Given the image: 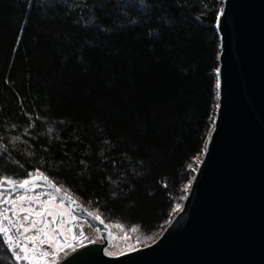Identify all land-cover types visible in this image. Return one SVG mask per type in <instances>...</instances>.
<instances>
[{"label":"trees","instance_id":"obj_1","mask_svg":"<svg viewBox=\"0 0 264 264\" xmlns=\"http://www.w3.org/2000/svg\"><path fill=\"white\" fill-rule=\"evenodd\" d=\"M125 4L0 0V178L39 169L107 225L156 240L215 121L224 0Z\"/></svg>","mask_w":264,"mask_h":264},{"label":"water","instance_id":"obj_2","mask_svg":"<svg viewBox=\"0 0 264 264\" xmlns=\"http://www.w3.org/2000/svg\"><path fill=\"white\" fill-rule=\"evenodd\" d=\"M224 8L227 15L217 28L222 107L183 212L153 244L111 257L106 251L115 245L112 229L34 176L101 241L59 264H264V0H224ZM10 188L5 184L4 192ZM17 194L25 193L17 187L6 200ZM55 227L62 240L58 222Z\"/></svg>","mask_w":264,"mask_h":264},{"label":"snow or ice","instance_id":"obj_3","mask_svg":"<svg viewBox=\"0 0 264 264\" xmlns=\"http://www.w3.org/2000/svg\"><path fill=\"white\" fill-rule=\"evenodd\" d=\"M138 2L142 3L143 0H126V4L123 6H125L129 11H136ZM226 15L227 13L225 8L224 7L219 8L215 16V19L217 21L216 23L217 28L222 27V18L225 17ZM220 71H221L220 68L216 69L217 73H220ZM217 87H220L219 83L217 84ZM216 107L220 108L222 107V105L218 104L216 105ZM216 130H217L216 121H213L210 131L208 132L207 137L203 143L202 154L204 155L208 154L209 145L213 140V136ZM112 163L113 165H115L116 161H113ZM189 168H191V165H189ZM35 172L38 173L39 177H42L43 180L47 182V184L54 191L56 192L60 191V189L56 187L55 183L51 179H49V177L45 176L42 172H40L39 169H35ZM25 176L28 178L22 179L18 183L7 176L0 178V234H2L4 237L3 243H6L8 248L14 253L16 261L18 262L29 261L31 262V264H50V262L48 261V257L50 255L54 256L60 250L62 245L56 243V240L52 236H50L47 231H45L42 228L40 229V231L43 234V236L47 238L49 247L52 248L53 245H55V247L52 248L51 252L49 251L36 252V247H35L36 237L33 236L29 238L25 234L34 229H37V225L43 222L42 219H31L32 217L42 218L45 213H47L48 215H53L55 209L45 207L42 211H36L33 207H31L32 201L34 199H38V197L28 195V193L30 191H33L34 187L39 184V178L32 177L31 173H25ZM195 180L196 177L192 176L184 185V190L186 193H190L193 190V182ZM5 184L11 186V188L8 191L9 197L11 196L12 190H15L17 187L24 190L25 194L19 195L15 199L5 200L3 199ZM113 195L115 196V193H113ZM188 198H189L188 195H181L179 197V200L187 201ZM5 204L9 205V207L7 208V212L10 213V215L5 214V210L2 207ZM183 210H184V206L181 203H175L171 209V212L181 213L183 212ZM21 214H24L22 218H21ZM13 217H16L17 219H13ZM94 218L100 220L101 223H104V221L99 216H95ZM24 220H29V224L27 226L24 224L23 222ZM165 223L170 226L174 224V221L171 218V213H169V217L168 219L165 220ZM116 227L122 228L123 225L117 224ZM13 229H15V231L17 232H20L21 235H24L25 241H30L32 243L31 250L29 248L28 242L22 241L19 245L16 244L15 240L13 239V236L11 235ZM132 230L134 231L135 229L133 228ZM111 235L112 232L109 231V236ZM123 238L125 240L129 238L127 232L124 233ZM73 239L75 240V237ZM145 239H153V237L147 236ZM136 243H140V240L137 239ZM125 246L129 249V251L135 250L134 246L131 244H126ZM109 255H112V253H109Z\"/></svg>","mask_w":264,"mask_h":264},{"label":"rangeland","instance_id":"obj_4","mask_svg":"<svg viewBox=\"0 0 264 264\" xmlns=\"http://www.w3.org/2000/svg\"><path fill=\"white\" fill-rule=\"evenodd\" d=\"M202 160H203V158L198 159L196 161L197 168L201 164L200 162H202ZM34 188H36V186ZM61 190L63 192H65L66 194H68V192L64 191L63 189H61ZM19 195H24V194L14 195V196H12L11 199H15ZM28 195H31V194H28ZM8 196H9L8 192H4L3 199L6 200L8 198ZM31 196L38 197V199H34L31 203V207H33L36 211H42L45 207L55 208V209L59 210L63 215L68 217V219L71 218L68 210L66 208L62 207L59 204V202L53 196H51L49 193H47V192H36V194H33ZM2 207L5 210V214L10 215V213L7 212V208L9 207V205L5 204ZM177 214L178 213H175V216ZM23 215L24 214H21V218L23 217ZM47 217H48L47 219L32 217L31 219H42L43 222L37 225V229H34V230L26 233L25 235L29 238L33 237V236L36 237V241H35L36 252H41V251L51 252L52 248L55 247V245H53L52 248L49 247V243L47 241V238L45 236H43V234L40 231V229H42V228L45 231H47L48 234L56 240V243L62 245L60 250L54 256L50 255L48 257V261L50 262V264H59L64 258L71 255L73 252H75V251H77V250H79V249H81L87 245H91V244L101 242L98 239L95 232L91 228L84 226V225L81 226L80 232L77 234L75 240L69 239L70 236L67 234L68 223L65 222L63 224V229H64L63 231H64L65 236L69 239V241L67 244H63L62 242H60V240L57 238L55 232L53 231L54 230V224L56 221V215L55 214L47 215ZM13 219H17V218L13 217ZM23 222L26 226L29 224V220H24ZM108 226L112 229L113 239L115 240L114 247L111 249H108L106 251V254L108 256H111V257H118V256H122V255H125L128 253L134 252L136 250L145 248V247L153 244L154 242H156L158 240V239H156V240L145 239L143 234L138 229H135V228H134L135 230L133 231L132 229H127L124 227L118 228V227L113 226V225H108ZM125 232H127L128 236H129V238L126 240L123 238ZM11 235L13 236V239L15 240L17 245H19L22 241H25L24 235H21V233L15 231V229H13ZM0 237L4 240V237L2 234H0ZM137 239L140 240V243H136ZM25 242L29 243V248L31 250L32 243L30 241H25ZM4 244H5V247L8 249L9 253L11 254V257H12L11 261L14 264H31V262H29V261H19V262L16 261L14 253L8 248L6 243H4ZM126 244L133 245L135 250L129 251V249L125 246ZM109 253H112V255H109Z\"/></svg>","mask_w":264,"mask_h":264},{"label":"flooded vegetation","instance_id":"obj_5","mask_svg":"<svg viewBox=\"0 0 264 264\" xmlns=\"http://www.w3.org/2000/svg\"><path fill=\"white\" fill-rule=\"evenodd\" d=\"M44 186L43 185H38V186H36V188H34V189H38V191H36V192H45L44 191V188H43ZM36 192L35 193H33V194H36ZM33 194H31V195H33ZM62 207H64V208H66L63 204H61V203H59ZM55 209V208H54ZM67 209V208H66ZM68 210V209H67ZM68 212L70 213V216H71V218L70 219H68V217H66L65 215H63L59 210H57V209H55V212H54V214L56 215V221H55V224H54V230H55V226H56V224H57V222H58V229H59V232H60V234H61V236H62V240L58 237V235H57V232H56V230L54 231L55 232V234H56V236H57V238L60 240V242H62L63 244H67L68 243V241H69V239H73L74 237L76 238V236H77V234L80 232V229H81V226H86V224L84 223V222H82V221H77L76 220V218H75V216L68 210ZM47 213H45L44 214V216L42 217L43 219H47L48 217H47ZM66 220V221H65ZM65 222H67L68 223V229H67V234L70 236V238L68 239L66 236H65V234H64V229H63V224L65 223ZM65 229V230H66Z\"/></svg>","mask_w":264,"mask_h":264}]
</instances>
